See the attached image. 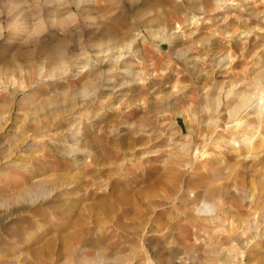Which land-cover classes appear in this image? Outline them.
Returning <instances> with one entry per match:
<instances>
[{
  "label": "rangeland",
  "instance_id": "obj_1",
  "mask_svg": "<svg viewBox=\"0 0 264 264\" xmlns=\"http://www.w3.org/2000/svg\"><path fill=\"white\" fill-rule=\"evenodd\" d=\"M71 1L0 0V146L51 130L25 153L0 150V264H170L179 253L264 264L263 240L244 255L234 243L233 231L253 240L237 222L187 235L206 203L245 211L237 181L263 195L264 212V160L222 158L218 145L234 139L229 112L257 91L264 26L242 0ZM111 32L126 42L109 47ZM72 148L82 161L58 153Z\"/></svg>",
  "mask_w": 264,
  "mask_h": 264
},
{
  "label": "bare ground",
  "instance_id": "obj_2",
  "mask_svg": "<svg viewBox=\"0 0 264 264\" xmlns=\"http://www.w3.org/2000/svg\"><path fill=\"white\" fill-rule=\"evenodd\" d=\"M243 1V11L247 14V19H251L253 21H256L258 25L264 26V0H242ZM52 2V1H51ZM78 7V11L81 10V5L83 3V0H72L70 2L71 6L72 4H75ZM240 5V4H239ZM233 6L235 7V4L231 3L230 1H223V0H217V9H224L226 7ZM239 9V8H236ZM48 16L52 19V16H55L57 12L56 9H54L52 12L49 10ZM237 19V18H236ZM244 20V19H243ZM242 21V20H241ZM22 28L21 30L14 31V36H19L21 32H23ZM257 29V28H256ZM256 37H262L264 38V28H259V32L256 34ZM105 41H107V44H109V47H116L120 45L121 43H125L126 41H123V37L118 35L116 32H111L106 36ZM121 46V45H120ZM109 49V48H107ZM103 50V49H102ZM101 50H99L100 52ZM104 52V51H103ZM98 53V52H97ZM254 55V54H253ZM49 56H52L50 54ZM113 57H118V59L124 58L123 53L117 52L112 55ZM126 58V57H125ZM254 63V62H253ZM57 66V64L55 65ZM109 82V81H108ZM112 83V81H110ZM264 71L260 74L259 79L257 80V91L255 94H252L248 97L242 98L240 103L236 105L230 112H229V119L232 120L230 123L227 124L226 128L224 129L227 132H230L233 136V140H227L223 143H217L219 147L221 148L219 151V154L222 155V158H225V155L235 156L237 157V162H244L245 165H250L258 160L262 161L264 160V142L261 140V136L264 135L261 133L260 128L264 125ZM255 92V91H254ZM89 91L87 89H84L81 92L82 99L78 102L86 103L88 100H85L84 97L89 96ZM115 94L114 92L110 95L112 96ZM219 103V102H218ZM75 104H72L71 109L75 108ZM69 111V109L67 110ZM247 113V116H251V114H255L254 120L258 123L257 129H252V122H247V124L243 121L244 117H242V113ZM253 116V115H252ZM248 118V117H247ZM10 118L7 117L5 114L0 115V124L6 125L9 123ZM251 119V117H250ZM229 120V121H230ZM249 120V119H247ZM218 126V125H216ZM31 129H26V131H30ZM217 130V129H216ZM51 130L47 126H39L37 132L33 134L26 133L21 139V143L16 148H7L5 146H0V150L2 149V153L6 154V158L12 157L15 153L22 154L27 152V149L32 148L34 146H41L43 143L38 140L41 138H47L49 136V133ZM82 136L80 127L73 130V135L71 136L72 140H75V142L81 141L79 138ZM211 143V142H209ZM214 143V142H212ZM209 145V144H208ZM246 149L247 152L244 154L243 150ZM205 150V149H204ZM207 150V148H206ZM58 153L62 154L65 158L74 159L77 158L76 162L82 161L84 158H79V155H82L85 153V151L79 149V148H72L69 149V151L66 149V151H62ZM204 153V152H203ZM202 153V155H203ZM89 154V153H87ZM195 154L196 151H195ZM206 156V154H205ZM212 156V155H211ZM200 157V156H199ZM202 158L204 156H201ZM37 159H40L39 157H36ZM87 156L85 157V159ZM36 159V160H37ZM198 159V158H197ZM220 159V158H219ZM75 160V159H74ZM201 161V160H200ZM199 162V161H198ZM15 166L25 169L26 166L15 161ZM223 163V162H222ZM197 165L195 164H187V171H193V169ZM251 166V165H250ZM247 166L246 168H248ZM1 168V166H0ZM197 168V167H196ZM235 187L237 188V191L243 195V203L242 208H245V211L243 212L241 209L238 208L235 213L234 210L227 208L225 206H222L220 203L218 204H210L206 203L203 208H196L194 209V214L197 217V222H195L191 228V230H187V235H196L197 231H199L200 228H206V226L214 227V229L229 225L230 227H236L233 223L237 222L238 226L242 228L244 231L251 232L253 236V240L248 239L245 234L241 233L238 234V231L234 232V243H236L237 247L242 251L243 255L246 253H249L250 250L253 248V245L256 242L264 241V212L261 214H258L256 211V206H258V200L262 199L263 195L259 191L257 193H250L248 192V189L246 185L239 186V182L237 181L235 183ZM209 195L214 194L215 190L210 189L208 191ZM216 194V193H215ZM223 194L221 193L219 199H222ZM260 205V204H259ZM240 214V215H239ZM231 222V223H230ZM239 230V228H238ZM195 233V234H194ZM240 233V232H239ZM188 237V236H187ZM215 252V251H214ZM226 252V251H225ZM224 252V253H225ZM183 253H179L180 256ZM221 254V253H220ZM172 258L173 260L170 264H191V262L194 260V257L192 254L187 256H182L180 258ZM217 260L214 262H218L220 264H238L239 262L237 260H231L229 257H220L217 254ZM250 257V256H249ZM183 261V263H182ZM211 261V260H210ZM213 262V263H214ZM114 264H119L118 262ZM251 264V260H250Z\"/></svg>",
  "mask_w": 264,
  "mask_h": 264
}]
</instances>
